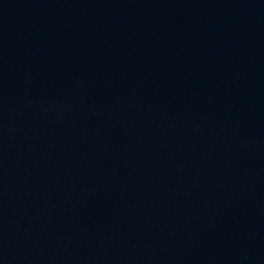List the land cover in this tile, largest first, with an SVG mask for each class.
Wrapping results in <instances>:
<instances>
[{
  "label": "water",
  "instance_id": "obj_1",
  "mask_svg": "<svg viewBox=\"0 0 264 264\" xmlns=\"http://www.w3.org/2000/svg\"><path fill=\"white\" fill-rule=\"evenodd\" d=\"M101 264H264V0H78Z\"/></svg>",
  "mask_w": 264,
  "mask_h": 264
}]
</instances>
